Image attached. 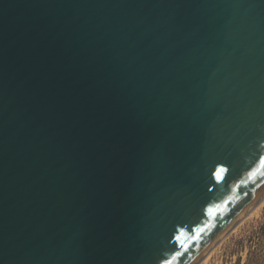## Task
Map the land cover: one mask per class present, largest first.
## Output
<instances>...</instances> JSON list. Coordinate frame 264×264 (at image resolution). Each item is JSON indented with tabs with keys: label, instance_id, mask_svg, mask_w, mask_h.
Wrapping results in <instances>:
<instances>
[{
	"label": "water",
	"instance_id": "95a60500",
	"mask_svg": "<svg viewBox=\"0 0 264 264\" xmlns=\"http://www.w3.org/2000/svg\"><path fill=\"white\" fill-rule=\"evenodd\" d=\"M262 159L264 0H0V264H198Z\"/></svg>",
	"mask_w": 264,
	"mask_h": 264
},
{
	"label": "rangeland",
	"instance_id": "374dc122",
	"mask_svg": "<svg viewBox=\"0 0 264 264\" xmlns=\"http://www.w3.org/2000/svg\"><path fill=\"white\" fill-rule=\"evenodd\" d=\"M200 264H264V205L233 227Z\"/></svg>",
	"mask_w": 264,
	"mask_h": 264
},
{
	"label": "bare ground",
	"instance_id": "6f19581e",
	"mask_svg": "<svg viewBox=\"0 0 264 264\" xmlns=\"http://www.w3.org/2000/svg\"><path fill=\"white\" fill-rule=\"evenodd\" d=\"M262 204L264 205V195H263V196H262V197H261V198H260V199H259V200H258V201H257L252 207H251V209L249 210V212L246 213V214L243 216V218H244L245 216L249 215V214H250L253 210H255L256 208L261 207ZM243 218H242V219H243ZM242 219H241V220H242ZM241 220H240V221H241ZM240 221H239V222H240ZM228 234H229V233H228ZM220 241H221V240H220ZM220 241H219V242H220ZM209 252H210V250H209ZM209 252H208V253H209ZM208 253H207V254H208ZM207 254L205 255L204 258H206ZM200 262H201V261H200ZM200 262H199L198 264H200Z\"/></svg>",
	"mask_w": 264,
	"mask_h": 264
},
{
	"label": "snow or ice",
	"instance_id": "6c2138e0",
	"mask_svg": "<svg viewBox=\"0 0 264 264\" xmlns=\"http://www.w3.org/2000/svg\"><path fill=\"white\" fill-rule=\"evenodd\" d=\"M261 163H262V165H264V159H262ZM253 175H255V173H253ZM208 211L211 214L213 210L209 209ZM177 255H179V253H177ZM165 264H168V262L166 261Z\"/></svg>",
	"mask_w": 264,
	"mask_h": 264
}]
</instances>
